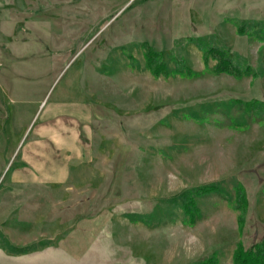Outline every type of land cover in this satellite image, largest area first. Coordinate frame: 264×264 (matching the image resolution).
I'll list each match as a JSON object with an SVG mask.
<instances>
[{
    "label": "rangeland",
    "instance_id": "1",
    "mask_svg": "<svg viewBox=\"0 0 264 264\" xmlns=\"http://www.w3.org/2000/svg\"><path fill=\"white\" fill-rule=\"evenodd\" d=\"M177 2L0 0V264H232L264 235V0ZM212 45L255 75L203 71Z\"/></svg>",
    "mask_w": 264,
    "mask_h": 264
},
{
    "label": "trees",
    "instance_id": "2",
    "mask_svg": "<svg viewBox=\"0 0 264 264\" xmlns=\"http://www.w3.org/2000/svg\"><path fill=\"white\" fill-rule=\"evenodd\" d=\"M238 32H242V28L239 25L237 28ZM212 54L213 57L216 58V63L211 68L205 66L203 71L209 72L212 74H220L225 73L231 75L233 77H240L243 75H255L254 71H252L251 66L249 63L245 62L244 60H232L231 57L228 56L227 49L224 47H216L211 46L207 49H204L203 55L205 62L207 61V55ZM156 53L151 50H147L146 56L148 57L149 61L151 57L153 58ZM152 61V60H151ZM157 66L153 69V75H157L159 68V63L156 61ZM174 74H178L180 76L185 77H192L196 76L197 72L191 71L187 69L186 71H182L180 68L173 71ZM247 107H252L250 103H245ZM200 121V118L193 117ZM231 127L236 129L245 128L246 124L242 123H232L230 124ZM221 193V188L214 183L211 184H203L197 186L193 189L186 190L183 192L185 197V201L182 203L184 215L187 217V223L193 224L195 220L200 216V210L195 202V197H201L210 193ZM248 208V199L246 196V190L241 183H237L234 187V209L237 210L239 213L236 217V225L237 231L239 234L242 233V228L245 224V217L244 214ZM8 248L17 249L18 247H14L13 245H7ZM231 263L232 264H264V235L258 240L253 242L250 245H246L243 240L238 239L234 245L232 254H231ZM196 264H219L217 261L216 255L211 253V255L207 256L206 258L202 259L200 262Z\"/></svg>",
    "mask_w": 264,
    "mask_h": 264
},
{
    "label": "crops",
    "instance_id": "3",
    "mask_svg": "<svg viewBox=\"0 0 264 264\" xmlns=\"http://www.w3.org/2000/svg\"><path fill=\"white\" fill-rule=\"evenodd\" d=\"M177 1H178L179 3H180V2H185V1H186V3H190V0H188V1H187V0H177ZM178 2H177V3H178ZM40 104H41V103H40ZM40 104H39V106H40Z\"/></svg>",
    "mask_w": 264,
    "mask_h": 264
}]
</instances>
